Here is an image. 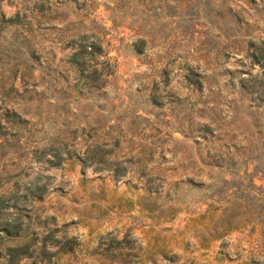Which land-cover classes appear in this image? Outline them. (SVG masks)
Returning a JSON list of instances; mask_svg holds the SVG:
<instances>
[{
    "label": "rangeland",
    "instance_id": "rangeland-1",
    "mask_svg": "<svg viewBox=\"0 0 264 264\" xmlns=\"http://www.w3.org/2000/svg\"><path fill=\"white\" fill-rule=\"evenodd\" d=\"M201 1L49 0L68 21L32 25L40 51L29 60L34 80L46 82V75L37 79L43 65L56 75L51 82L72 81L64 61L70 30L98 42L116 64L113 75L100 76L97 101L80 86L55 102L58 89L40 94L43 84L20 81L16 71L13 84L27 99L28 120L0 157V186L16 187L7 209L30 221L36 242L49 233L44 251L33 252L27 264H264V105L240 92L236 75L247 68L245 58L212 29L222 0H208L206 17L195 8ZM223 1L228 19L237 0ZM32 2L0 0V9L20 14ZM23 24L1 31L9 38L16 30L23 46ZM137 36L151 47L132 51ZM142 58L157 59L168 82L156 71L150 72L155 86L135 76L146 71ZM188 67L206 72L200 86L183 77ZM250 72L260 75L258 65ZM149 91L158 94L154 102ZM40 95L53 101L35 111ZM202 122L211 126L204 135L195 130ZM51 131L59 138L57 164L35 157L41 150L50 156ZM91 151L94 157L86 158ZM249 175L257 218H220L226 197L238 201L239 191L230 192L247 187ZM171 180L178 182L169 186ZM33 181L44 187L33 188ZM248 209L241 207L242 215Z\"/></svg>",
    "mask_w": 264,
    "mask_h": 264
},
{
    "label": "trees",
    "instance_id": "trees-1",
    "mask_svg": "<svg viewBox=\"0 0 264 264\" xmlns=\"http://www.w3.org/2000/svg\"><path fill=\"white\" fill-rule=\"evenodd\" d=\"M202 2V3H201ZM199 6L195 5L197 12H201L205 17L208 15L210 7L207 6L208 0H203ZM58 6L49 3V0H33L31 5H25V8L19 14L18 10L14 11L10 16H4L3 11L0 9V102L2 103V109H0V157L5 155L6 147L16 143L19 135L25 129L24 124L28 118L24 116L27 111L25 108V98H23L22 91H17L14 86V80L16 71H20V81L30 82L35 84L38 82L43 86L40 88V94L44 90L58 89V96H54V101L65 102L72 98L71 92L75 88L81 91L80 86L84 87L86 92V98L90 101H97L101 98V94L97 92L102 82H100V76L113 75L114 66L116 64L115 58L107 53V50H103L98 42L93 39H86L82 34H79L76 30H70L66 33L67 41L66 45H70V51L65 57V63L68 65V69L72 71V81L65 79L61 86L57 84L56 75L48 71L47 67L39 68L38 78L45 77V83L43 81L34 80L30 69L29 60H37L39 56V49L35 45V41L31 39L32 25L42 22L52 21H68L67 17L56 16L58 14ZM195 10V11H196ZM228 7L222 3L220 4L221 19L218 22H214L212 29L215 30V34L226 40L230 38V43L234 47L235 51L241 53L242 57L245 58L243 61L246 62L247 68H240L239 74L236 75L238 87L240 92H245L249 95V99L255 100L258 103L264 105V38L261 36V28L264 26V0H237L234 2V9L229 18H225ZM24 23V24H23ZM23 24L25 27V34H23L24 41L21 40V46L17 43L18 33L14 31L12 37H6L4 32L1 31L2 26L6 25H18ZM27 35V37H26ZM69 40H77L73 45L68 42ZM151 47L150 41L143 37L137 36L132 39L129 43V48L136 52H143ZM17 49V51H16ZM18 53H21L20 56ZM17 54L19 57H17ZM145 54V53H144ZM165 55V54H164ZM99 56H101L99 58ZM167 57V56H166ZM24 65L22 66V63ZM142 62L146 63V71L135 73V76L143 74L144 82L151 83L155 86L157 81L150 72H160L163 83L168 82L166 77V71L164 67L157 68V59L142 58ZM98 63L99 67L94 64ZM257 64L260 69V75L252 74L250 68ZM105 67V70L101 69ZM43 68H45L43 70ZM243 69V70H242ZM102 71V72H101ZM240 72H244L245 75H240ZM59 73V71H57ZM150 74V75H149ZM206 72H199L188 67L187 71L183 75L188 83L196 86L201 85V78L204 77ZM150 76V78H148ZM164 77V78H163ZM203 79V78H202ZM102 81V80H101ZM34 89V87L32 88ZM24 90V89H22ZM104 92V90L102 91ZM101 92V93H102ZM36 93V92H34ZM16 95H19V99H12ZM158 94L152 91L147 93V99L150 102H154L157 99ZM42 96H38L35 101L33 109L38 110V106L44 101L46 104H50L53 100L45 99L42 101ZM97 105V104H96ZM144 111H147L144 109ZM211 129L208 122H202L195 128L196 131L201 135L206 134ZM50 132V131H49ZM45 136V142L49 151L50 156H41L43 150L38 152L35 157L46 161L50 164H57V160L53 158H59L60 155L57 151V145L59 138L55 132L51 131ZM6 133L11 137L9 138ZM8 137V138H7ZM98 145V143L94 144ZM36 149H33L35 152ZM95 153L91 151V154L85 155L86 158L94 157ZM95 156V157H100ZM99 159V158H97ZM85 160H83L84 162ZM214 166H219L218 163H214ZM213 167V165H212ZM225 181L226 178H219ZM177 180L169 181L168 185L176 184ZM13 185V183H12ZM33 188L42 189L44 186H40L37 182L33 181L30 183ZM168 186V188H169ZM255 186L252 176L249 175L248 186L245 188H234L230 192L235 193L239 191L238 201L233 198L226 197L227 204L222 207L220 211V218H233L234 215L240 214L238 221H248L257 218L254 209L252 207L254 201L253 197L257 195L254 192L253 187ZM29 186H26L28 188ZM165 189V191L168 190ZM16 187L11 186L10 188H2L0 186V264H27V258L31 254L37 253V251L45 249L43 247L45 241L49 237V233L43 235L39 242H36L37 234L36 230L29 229V220H24L20 217L19 211L7 209L10 204L7 199L10 196L15 195ZM30 193L33 191L29 190ZM155 192H157L155 190ZM15 207V204H12ZM241 207H249L248 211L242 215L240 210Z\"/></svg>",
    "mask_w": 264,
    "mask_h": 264
}]
</instances>
